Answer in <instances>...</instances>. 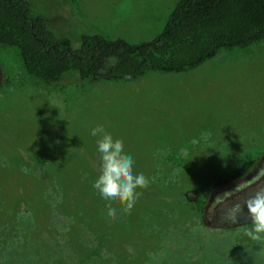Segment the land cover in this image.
I'll list each match as a JSON object with an SVG mask.
<instances>
[{
  "label": "rangeland",
  "instance_id": "374dc122",
  "mask_svg": "<svg viewBox=\"0 0 264 264\" xmlns=\"http://www.w3.org/2000/svg\"><path fill=\"white\" fill-rule=\"evenodd\" d=\"M28 2L78 47L81 34L94 32L152 40L179 0ZM98 125L151 181L137 189L130 214L112 205L115 219L92 187ZM249 159L258 168L248 186L222 182ZM257 187L264 41L222 48L178 72L94 82L33 78L19 49L0 43V264H264V238L246 235L250 219H224Z\"/></svg>",
  "mask_w": 264,
  "mask_h": 264
},
{
  "label": "trees",
  "instance_id": "16d2710c",
  "mask_svg": "<svg viewBox=\"0 0 264 264\" xmlns=\"http://www.w3.org/2000/svg\"><path fill=\"white\" fill-rule=\"evenodd\" d=\"M262 41L264 0H179L152 40L131 43L94 32L81 34L78 47L56 34L46 14L28 0H0V43L17 47L28 74L47 82L67 74L94 82L178 72L203 64L222 48ZM254 164L244 161L222 182L245 175Z\"/></svg>",
  "mask_w": 264,
  "mask_h": 264
},
{
  "label": "clouds",
  "instance_id": "9594fccd",
  "mask_svg": "<svg viewBox=\"0 0 264 264\" xmlns=\"http://www.w3.org/2000/svg\"><path fill=\"white\" fill-rule=\"evenodd\" d=\"M96 141L100 157L99 176L92 187L106 202L107 216L110 219L117 217V209L112 205H122L121 211L129 213L142 195L137 189H147L151 183L143 173L134 172V159L124 150V143L105 130L103 125H98L91 130ZM245 206L248 210V219L253 228L246 235L253 241L264 238V187H257L255 192L244 201L243 205L236 203L231 206L224 217L226 222L238 223L243 215Z\"/></svg>",
  "mask_w": 264,
  "mask_h": 264
},
{
  "label": "flooded vegetation",
  "instance_id": "af4514ba",
  "mask_svg": "<svg viewBox=\"0 0 264 264\" xmlns=\"http://www.w3.org/2000/svg\"><path fill=\"white\" fill-rule=\"evenodd\" d=\"M253 168H255L254 170H256L258 167H252V168H250L251 170L253 169ZM250 169L248 170V174H246V175H242V176H238V180H237V182L235 181V183H236V186H237V184L238 183H240L239 185H238V191H240L241 190V187H246V186H248V182H247V184H244V183H242L246 178H249V175H250ZM247 173V172H246ZM242 184V185H241ZM255 192V190H253V191H251V192H249L246 196H243V198H242V202L240 201V204L241 205H243V203H244V201L247 199V197L248 196H250V195H252L253 193Z\"/></svg>",
  "mask_w": 264,
  "mask_h": 264
},
{
  "label": "water",
  "instance_id": "95a60500",
  "mask_svg": "<svg viewBox=\"0 0 264 264\" xmlns=\"http://www.w3.org/2000/svg\"><path fill=\"white\" fill-rule=\"evenodd\" d=\"M250 196H251V195H250ZM250 196H248L247 199H248ZM246 217H248V210H247V207L245 206L244 211H243V215H241V216L239 217V220H244Z\"/></svg>",
  "mask_w": 264,
  "mask_h": 264
}]
</instances>
